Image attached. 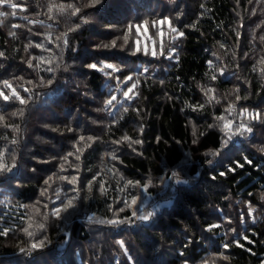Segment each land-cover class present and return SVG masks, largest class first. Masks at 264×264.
I'll list each match as a JSON object with an SVG mask.
<instances>
[{
	"label": "trees",
	"instance_id": "1",
	"mask_svg": "<svg viewBox=\"0 0 264 264\" xmlns=\"http://www.w3.org/2000/svg\"><path fill=\"white\" fill-rule=\"evenodd\" d=\"M11 2L18 4L15 17L0 7L9 13L0 17V90L10 94L2 84L8 80L27 103L0 98V152L15 164L0 173V232L9 230L0 235V264H264V122L241 114H264V0ZM49 4L81 11L48 13ZM25 16L43 23L29 24ZM165 17L185 36L173 41L168 25L158 26L166 54L144 55L153 40L158 49L157 28L135 26ZM114 40L115 47H102ZM137 42L141 52L134 56ZM33 57L45 63L29 68L28 60L38 63ZM101 63L120 71L109 77L88 67ZM126 76L137 82L136 99L123 96L131 82L115 79ZM207 88L219 103L209 102ZM113 95L117 100L105 108ZM228 121L233 131L245 123L252 132L225 145ZM80 136L94 139L80 142ZM74 145L81 149L78 160ZM69 152L74 155L64 161ZM245 157L253 163L228 171ZM73 197L74 207L61 218L52 215ZM29 223L31 237L23 231ZM213 224L221 227L208 231ZM40 240L44 246L30 250Z\"/></svg>",
	"mask_w": 264,
	"mask_h": 264
},
{
	"label": "snow or ice",
	"instance_id": "2",
	"mask_svg": "<svg viewBox=\"0 0 264 264\" xmlns=\"http://www.w3.org/2000/svg\"><path fill=\"white\" fill-rule=\"evenodd\" d=\"M100 2V0H90V5L89 6H95L96 4H98ZM249 2H251V0H249ZM0 7H7V8H11L13 9L11 15L12 16H16V9L18 7V4L17 3H13L11 2V0H0ZM56 10L58 12H60L61 14H63L66 9H71V15H77L81 9L78 8V7H75L74 5L72 4H68V5H64V4H60V5H55V4H49L48 6V13H52L53 10ZM22 11H26V7H23L21 8ZM9 15V13L5 12V11H0V17H3V18H7V16ZM23 19L25 20H28V23L29 24H37V23H43L42 21H36V20H29L27 16L25 17H22ZM49 18L51 19L52 17L49 16ZM87 22V21H85ZM3 21H0V24H2ZM151 24V27H154V28H157V32L154 33V36H157L160 38V42H159V46H158V49L156 47V41L153 40V48L151 50V52H149L148 48L145 47L143 49V54L144 55H151L152 57H157V56H165L166 54V49H165V44H164V40H163V37H164V32L163 30H161V28H159L158 26H161V25H164V24H167L168 25V28H169V34H170V39L173 40V41H176V40H179L181 38H183L185 36V32L180 30L178 27H176L173 23H172V20L170 18H163V19H160V20H156V21H142L140 25H136L135 27L137 28V31H139V29L143 26H146V25H149ZM13 28H18L20 27V25H12ZM76 27H79V25H77ZM132 25L129 26V31H131L132 29ZM187 27V26H186ZM192 27H195V25H193ZM30 31V29H29ZM144 31L147 32L148 31V28L147 27H144ZM9 35L12 36V37H16L17 33L14 32V31H10L9 32ZM65 36L67 35L66 33L64 34ZM240 33L237 32V36H239ZM59 39V38H58ZM261 40H264V36L260 37ZM64 43H67V40L65 39L64 40ZM31 46V45H30ZM115 47L116 46V41H112L111 42V45H108V44H105V45H102V47ZM35 47L37 48H40L41 45L40 44H36ZM221 47H224L223 44H221ZM175 48L172 49V52L175 53ZM141 52V48L139 47V42H137V46L135 48L134 51H132V55H137L138 53ZM4 56V53L3 52H0V57H3ZM169 59H172L173 57L172 56H168ZM33 59H37L38 60V63L37 64H33L32 60H28L27 61V64H28V67L29 68H39L40 67V64L41 63H45L44 61V58L40 57V58H36V57H33ZM50 63V62H49ZM209 65L211 66L212 65V61H209L208 62ZM260 64L261 65H264V57H262L260 59ZM0 67H2V65H0ZM88 67L92 68V69H96L98 71H102V72H105V75L106 76H109V77H112V73H115V72H119L120 71V68L113 65V64H110V63H101L99 66L97 64H90ZM106 69H110L111 71L110 72H107L105 71ZM46 71L48 72H52L53 69L52 68H47L45 69ZM148 69L145 68L144 69V72H147ZM261 72H264V67L261 68ZM221 74H223V71L221 70ZM20 79H23V78H20ZM117 79V82L118 84H125V85H128L129 82H131L130 86H127L126 87V90L123 92V96L125 97V100H133V99H136L139 97V92L136 90L137 89V82L134 81V78L132 76H126L123 80H120L118 77L115 78ZM211 79L212 80H216L217 77L216 75H211ZM51 81H49L50 83ZM29 84L32 83V81H28ZM161 83H163V81H161ZM3 84V88L4 89H9L10 90V94H5V92L3 90H0V98H2L5 102L11 100V99H15L17 100L21 105H25L27 103V100L21 96V94L17 91V89L15 87H13L12 83L8 80H4L2 82ZM21 87H23V85H21ZM24 91L25 92H29L30 89L28 88H24ZM237 92H239V89L237 88L236 89ZM214 92L215 90L213 88H207L204 90V94L205 96L208 97V100L209 102H217L219 103V101H216L215 100V95H214ZM213 94V95H209V94ZM242 97H240L239 95L236 96V100L239 101ZM117 100V97L115 95L111 96L109 99H107L105 101V108H108L110 106L113 105V102ZM204 107V105H198L194 108V110H197V109H200L202 110ZM234 107V105H229V110H231L232 108ZM128 109L125 108L124 111H127ZM137 111H139L137 109ZM241 114H247L249 119L250 120H259L261 122H264V114L260 113V112H256V113H250L248 112L247 109H242L241 110ZM13 115H16V113H13ZM20 115H23V111L21 110L20 111ZM218 119L220 120H223L224 118L223 117H218ZM4 120V117L3 116H0V121H3ZM6 127H13L14 130L15 129V126H12V125H5ZM224 128L225 129H228L229 132H231L230 135H228L227 137V140H225V145L227 144V142L229 140L232 139L233 136L235 135H243L245 132H248V133H251L252 132V127L249 125V124H245V123H240L238 124L236 127H235V130L233 131L232 130V122L231 121H228L224 124ZM71 131V129H69ZM143 131V128H141V132ZM85 139H87L88 141H92L94 138L93 137H87L85 138L84 136H80L79 137V141L80 142H83L85 141ZM123 140L125 141H130L131 143H136V144H139V143H142V141H139V140H131V137H128V136H124L123 137ZM16 141L13 140V143H15ZM115 143L119 144L120 141H115ZM90 146V145H89ZM74 147H76V155H75V158L78 160L79 159V155L78 153L81 151V149L79 147H77L76 145H74ZM261 151H264V149H261ZM219 153H213V155H218ZM74 153L72 152H69L65 157H63L62 159L64 161H67V158L68 156H73ZM113 159H116L117 157L116 156H112ZM15 158L13 157V160ZM235 163V167H230L228 169L229 172H235L237 168H243L245 166V164H248V165H251L253 162L248 159L247 157L244 158V162L241 163L239 161H236L234 162ZM12 167H15V164L13 163L11 166H9L8 164H6L4 162V153L3 152H0V173H3V172H10L12 170ZM61 170L63 171L64 170V167L63 165H61ZM227 173L226 172H220L219 175L220 176H225ZM60 179H64V180H68L69 183H76L77 181V178L76 177H72L70 180L68 179V177H59ZM51 179V178H49ZM213 179H215V177H213ZM46 184H48V181H45ZM129 185H131L133 182L132 181H128L127 182ZM102 190H103V186H101ZM58 195V194H57ZM74 199H76V197H73V198H70L67 200V203L63 204L62 207H58V208H55L52 210V215L56 216L57 218H61V213H64V212H67L69 208H72L74 207ZM127 203V202H125ZM131 203L133 205H135L136 203V200L133 199L131 201ZM120 211H123V209H120ZM254 211V209L252 207H249L248 209V212H249V215L252 214V212ZM133 216L136 215L135 212H133L132 214ZM151 216V213H149L148 215L146 216H141L139 217V219L141 220H148L149 217ZM28 219L31 221V217H28ZM129 219L130 221V218H127ZM125 221L124 220H108L107 223L109 224H116V223H124ZM228 223H231V220L229 219L228 220ZM39 228L43 229L44 225L43 224H39L37 225ZM33 227V225L31 223H29L28 227L24 228L23 231L28 235V236H33V232L29 231V228ZM221 227V225L219 224H213V225H210L208 227V231H212L214 228H219ZM8 229H5L3 230V232H0V235H7L8 234ZM243 240L247 241V243L251 244L253 243L252 240H250L246 235L242 237ZM44 243L45 241L44 240H40V241H37V242H34L31 244L30 246V250L31 249H35V248H38V247H43L44 246ZM121 247L123 248L124 247V243L123 241L119 242ZM233 243L236 244L237 247H241L243 248L244 245L240 243L239 240H235L233 241ZM187 246V245H185ZM224 247L227 249L230 247V244H225ZM250 251V249H248ZM21 251H24V249H21ZM125 252H127V250L125 249ZM224 259H227V257H223Z\"/></svg>",
	"mask_w": 264,
	"mask_h": 264
}]
</instances>
